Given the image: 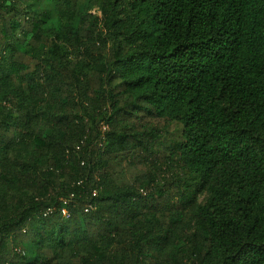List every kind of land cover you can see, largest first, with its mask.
<instances>
[{
	"label": "trees",
	"instance_id": "obj_1",
	"mask_svg": "<svg viewBox=\"0 0 264 264\" xmlns=\"http://www.w3.org/2000/svg\"><path fill=\"white\" fill-rule=\"evenodd\" d=\"M0 264H264V0H0Z\"/></svg>",
	"mask_w": 264,
	"mask_h": 264
},
{
	"label": "rangeland",
	"instance_id": "obj_2",
	"mask_svg": "<svg viewBox=\"0 0 264 264\" xmlns=\"http://www.w3.org/2000/svg\"><path fill=\"white\" fill-rule=\"evenodd\" d=\"M85 1H86V0H79V3L82 5ZM93 10H94V9H93ZM93 10H92V11H93ZM93 14H96L98 17H101V14H100L99 10H95V11L93 12ZM26 63H27V65L29 66L30 69H33V67H34V62H33V61H31V60H27ZM204 200H205V198H201V199H200L201 202H204Z\"/></svg>",
	"mask_w": 264,
	"mask_h": 264
},
{
	"label": "built area",
	"instance_id": "obj_3",
	"mask_svg": "<svg viewBox=\"0 0 264 264\" xmlns=\"http://www.w3.org/2000/svg\"><path fill=\"white\" fill-rule=\"evenodd\" d=\"M65 214H66V212H65Z\"/></svg>",
	"mask_w": 264,
	"mask_h": 264
}]
</instances>
